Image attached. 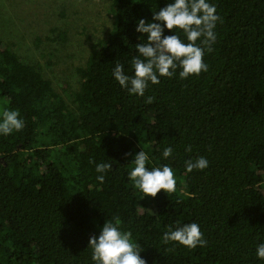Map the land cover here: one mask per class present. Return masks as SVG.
<instances>
[{
  "label": "trees",
  "instance_id": "trees-1",
  "mask_svg": "<svg viewBox=\"0 0 264 264\" xmlns=\"http://www.w3.org/2000/svg\"><path fill=\"white\" fill-rule=\"evenodd\" d=\"M168 2L111 0L110 35L77 67L72 91L55 89L0 38V111L25 120L0 136V264H92L89 238L105 221L132 233L147 264H264L255 256L264 242V0H212L222 22L208 71L129 95L112 69L119 62L132 73L144 41L138 19ZM166 146L174 152L163 160ZM142 147L152 164L173 168L175 193L141 198L133 187L128 172ZM198 156L209 167L186 172ZM101 161L113 167L103 183ZM176 222L199 223L207 244L164 245Z\"/></svg>",
  "mask_w": 264,
  "mask_h": 264
},
{
  "label": "clouds",
  "instance_id": "clouds-1",
  "mask_svg": "<svg viewBox=\"0 0 264 264\" xmlns=\"http://www.w3.org/2000/svg\"><path fill=\"white\" fill-rule=\"evenodd\" d=\"M135 31L144 37L135 44L136 55L130 60L132 73L125 71L123 63H116L112 76L129 95L145 97L150 85H158L161 78L182 80L207 72L209 65L204 57L211 53L217 42V24L222 22L217 7L212 0H169L159 10L152 11L151 20L138 19ZM168 30L170 34H165ZM146 34V35H145ZM155 97L147 96L145 102L151 104ZM25 120L18 110L4 108L0 111V136L7 137L20 132ZM190 152L191 147L186 148ZM172 146L164 147L162 159L173 156ZM133 167L128 179L135 189L144 196L155 197L164 190L166 194L176 192L174 170L167 163L152 164L149 152L142 147L134 155ZM185 171H203L209 167L204 156L184 162ZM113 169L112 161L95 163L96 179L101 183L105 175ZM164 245L177 244L188 249L204 247L207 244L201 226L197 222L170 225L162 235ZM92 264H147L141 257V247L132 241V233L123 231L119 223L105 221L98 235L89 238ZM255 256L264 261V242L256 246Z\"/></svg>",
  "mask_w": 264,
  "mask_h": 264
},
{
  "label": "rangeland",
  "instance_id": "rangeland-1",
  "mask_svg": "<svg viewBox=\"0 0 264 264\" xmlns=\"http://www.w3.org/2000/svg\"><path fill=\"white\" fill-rule=\"evenodd\" d=\"M111 0H0V38L59 91L78 88L77 67L112 29ZM66 99H69L68 96Z\"/></svg>",
  "mask_w": 264,
  "mask_h": 264
}]
</instances>
